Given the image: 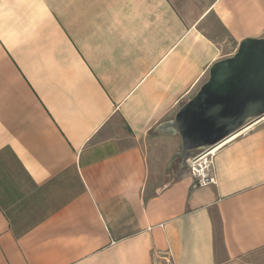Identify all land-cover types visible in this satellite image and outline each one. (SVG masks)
<instances>
[{"label": "crops", "instance_id": "crops-1", "mask_svg": "<svg viewBox=\"0 0 264 264\" xmlns=\"http://www.w3.org/2000/svg\"><path fill=\"white\" fill-rule=\"evenodd\" d=\"M263 36L264 0H0V264H264V120L198 189L158 132Z\"/></svg>", "mask_w": 264, "mask_h": 264}, {"label": "water", "instance_id": "water-1", "mask_svg": "<svg viewBox=\"0 0 264 264\" xmlns=\"http://www.w3.org/2000/svg\"><path fill=\"white\" fill-rule=\"evenodd\" d=\"M264 120V36L242 40L235 53L215 62L207 80L159 133L178 135L182 163L194 151L217 146L241 132L248 122Z\"/></svg>", "mask_w": 264, "mask_h": 264}, {"label": "built area", "instance_id": "built-area-1", "mask_svg": "<svg viewBox=\"0 0 264 264\" xmlns=\"http://www.w3.org/2000/svg\"><path fill=\"white\" fill-rule=\"evenodd\" d=\"M259 122H255V123L248 122L247 123L248 126H246V128L243 129L241 132H239L237 135L246 132L247 130L258 124ZM237 135H235L234 137H236ZM234 137H232L231 139H233ZM231 139L214 147H207L204 149L197 150L186 161L187 169L189 170L193 179L192 187L194 189L204 188L208 185L215 183V179H214L215 154L224 144L229 142ZM159 259L163 264H172L171 255L168 252L160 254Z\"/></svg>", "mask_w": 264, "mask_h": 264}, {"label": "rangeland", "instance_id": "rangeland-1", "mask_svg": "<svg viewBox=\"0 0 264 264\" xmlns=\"http://www.w3.org/2000/svg\"><path fill=\"white\" fill-rule=\"evenodd\" d=\"M206 34L207 35L209 34V37H213L215 40H220L224 37L215 20L212 21V24L210 25L209 30L206 32ZM232 51H233V48L228 49V53H230ZM151 142H153V141L149 140V143L142 145V147H144V146H147L148 148L150 147L149 150L158 155V156H156L157 157L156 160H157L158 175H159L158 179L163 178V180L166 181L167 180L166 176H167V174L169 175V172H170V169L168 171V168H167V164H168L169 159L167 158V156H165L166 149L168 148V146H167V144H163V143H154L151 145ZM179 162L180 161L177 160L175 163L178 164ZM171 168H173V170H175L174 166H172ZM0 186H3V184L0 183ZM2 205H4V204H2Z\"/></svg>", "mask_w": 264, "mask_h": 264}]
</instances>
